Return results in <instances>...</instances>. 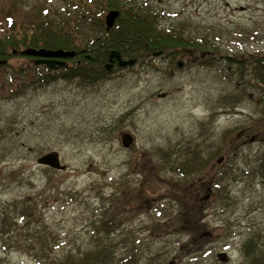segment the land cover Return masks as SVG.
<instances>
[{
	"label": "rangeland",
	"instance_id": "1",
	"mask_svg": "<svg viewBox=\"0 0 264 264\" xmlns=\"http://www.w3.org/2000/svg\"><path fill=\"white\" fill-rule=\"evenodd\" d=\"M129 1L153 15L158 30L212 43L222 55L246 62L264 51V0ZM84 2L0 0V19L29 22L42 6L67 16L80 7L77 17L87 19L65 20L84 48L92 40L83 37H104V17L115 10L107 0ZM93 46L97 56L103 45ZM197 52L213 60L191 57L177 69L180 52L135 51L136 64H114L101 80L55 79L11 98L5 87L22 85L16 71L30 58L1 59L0 264H55L65 252L104 243L109 264L128 255L132 264H226L216 258L221 251L229 264L264 262L242 247L251 239L264 254V137L246 134L262 117L264 85L250 66ZM65 61L100 68L93 57ZM126 132L129 148L120 143ZM50 152L63 171L37 165ZM195 156L193 170L179 168ZM182 191H191L189 206L176 198Z\"/></svg>",
	"mask_w": 264,
	"mask_h": 264
},
{
	"label": "trees",
	"instance_id": "2",
	"mask_svg": "<svg viewBox=\"0 0 264 264\" xmlns=\"http://www.w3.org/2000/svg\"><path fill=\"white\" fill-rule=\"evenodd\" d=\"M82 1H89L88 3H90L91 0ZM126 1L127 2H123L122 0H107L105 3L107 8L115 9L119 12V16L114 24V27L109 32H105L104 30L102 31V24L100 23L99 19L96 18L98 21L97 27L102 31L101 36L104 35V37L101 39L96 38L95 40L93 38L83 40L85 42L92 40L91 44L85 46L84 48L86 52H91V57L95 59L94 62L96 61L94 65L100 66V68H96V71L95 68L87 70L83 68V64L79 66L72 64V66L69 68L60 69L58 78H84L85 82L87 83L101 80L103 75L106 74V71L103 70L102 65L107 59L109 49L116 50L124 58H135L134 54L132 53L135 51L139 53V55H144L156 51L184 53L188 49H193L194 51H212L214 55H218L217 58H224L230 63L238 64L241 69H248V66H250L252 75L256 78L258 84L261 83V85H264V51L258 52L253 56L252 54L247 55L249 60L246 62H244L242 58L233 59L232 57L227 56L226 53L222 55L219 47L212 43L206 41L191 42L183 39L180 33H170L169 35L158 30L157 26L155 25L153 15L144 10V8L140 5L132 4V2L129 0ZM75 8H78V6ZM81 10L82 9L79 7L76 12L73 11L72 14L67 16L64 13H71V11L64 12L63 10L61 11L62 13H58L56 11L50 13L49 9L42 6L39 8L38 15L35 18L32 20L30 19L29 22L24 21L21 23H16L14 17L11 14L4 16V19L1 17L0 60L6 58L7 56H11L13 50H21L23 48H44L48 50L65 49L80 51L82 48L76 44L74 39L75 36L73 35L74 33L68 30V21L65 19L72 21L73 16H75L77 21H84V19L88 18V16L84 15V13H81L77 17V14ZM10 29L15 32L10 31ZM81 31L82 36L86 35L83 30ZM93 42L103 45L102 50L97 56H95L94 50H92L94 47ZM207 59L213 60V57H208ZM24 70V68L19 67V70H17L16 73L21 72L22 74ZM38 72L40 71L37 70L36 73ZM54 78L56 77L49 76L46 79L49 82ZM262 101H264V98ZM261 116V118L255 121L250 130H247L246 134L255 133L258 137H264V108L261 110ZM235 149V144H232V146L229 148V150ZM228 156L229 154L225 155L226 159H228ZM195 160H198L197 156L191 158L189 161L181 162L183 165L179 168L193 170L195 166ZM221 165H224V163L222 162ZM179 168L177 170H179ZM221 174H223V172ZM221 180V183H223L225 180H228V177ZM190 192L191 191H182L176 198H182L183 200L188 201L189 206L190 201L193 199V196L190 194ZM252 243H254V241ZM253 246L254 245L251 244L250 248V245L247 244L245 253L248 256L254 254ZM73 253L75 252H65L63 255V257L65 256L64 259L62 257L63 261L60 259L61 262L59 261L55 264H109L111 262L110 248L105 243L104 245L99 244L87 250H78L76 254ZM130 259L131 257L129 255L123 257L120 260V264H132V261H129ZM262 264H264V262H262Z\"/></svg>",
	"mask_w": 264,
	"mask_h": 264
},
{
	"label": "water",
	"instance_id": "3",
	"mask_svg": "<svg viewBox=\"0 0 264 264\" xmlns=\"http://www.w3.org/2000/svg\"><path fill=\"white\" fill-rule=\"evenodd\" d=\"M118 17V12L116 11H110L106 16H105V26H106V30L109 31L113 24L115 19ZM15 53V52H14ZM21 55H25V56H31V57H39V58H54V59H65V58H70L74 55L73 52H65L63 50H56V51H46L43 49L40 50H34V49H26L22 52H20ZM161 53L157 52L154 53L152 56L153 57H157L159 56ZM115 57L116 59H118V66L123 68L125 66H132L135 63L134 59H130L127 61H122L119 56L116 53H113L111 56ZM36 63H43L47 66V68L49 69H56L58 67L64 66L65 64L61 61L58 60H52V61H44V60H39ZM0 64H2L0 62ZM178 67L181 68L182 65L181 63H178ZM107 70H109L111 68V65H106L105 67ZM132 142V138L130 135L126 134L123 136L122 138V144L124 147H128ZM221 159L217 161V163H220ZM38 164L40 165H48L52 168L55 169H63V166H60L57 156L54 153H49L43 157H41L38 161ZM218 259L219 261H225V256L223 254H219L218 255Z\"/></svg>",
	"mask_w": 264,
	"mask_h": 264
},
{
	"label": "flooded vegetation",
	"instance_id": "4",
	"mask_svg": "<svg viewBox=\"0 0 264 264\" xmlns=\"http://www.w3.org/2000/svg\"><path fill=\"white\" fill-rule=\"evenodd\" d=\"M79 57V56H78ZM180 57H181V59H187V58H191V57H194L193 59H192V61H197V59H198V57H196V53L194 52V51H190V52H188L186 55L184 54V55H180ZM77 64H79L78 62H77ZM242 247L245 249V245H242ZM246 255V254H245ZM230 259H229V257H227V262H226V264H229V261ZM248 264H254L253 263V261L252 262H250V263H248Z\"/></svg>",
	"mask_w": 264,
	"mask_h": 264
}]
</instances>
